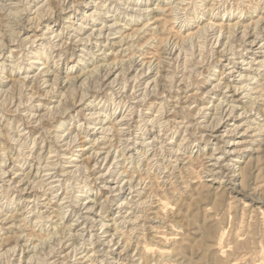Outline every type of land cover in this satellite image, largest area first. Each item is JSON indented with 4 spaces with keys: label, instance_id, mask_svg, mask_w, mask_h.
<instances>
[{
    "label": "clouds",
    "instance_id": "obj_1",
    "mask_svg": "<svg viewBox=\"0 0 264 264\" xmlns=\"http://www.w3.org/2000/svg\"><path fill=\"white\" fill-rule=\"evenodd\" d=\"M221 21L230 37L224 51L216 44ZM150 50L158 55L149 62ZM149 69L145 94L136 80ZM206 77L215 83L202 91ZM218 90V119H235L209 156L207 146H194L216 127L204 122L215 101H199ZM89 97L94 109L84 117L73 112L53 122ZM261 134L264 0H0V264H137L131 252L119 260L110 253L125 240L144 242L149 200L163 189L177 206L157 234L170 225L183 231L204 207L185 185L198 175L219 184L207 193L209 203L218 193L231 195L234 161H221L233 141L225 137L247 135L240 152L264 141ZM108 156L112 176L105 178L107 169L90 175ZM94 185L107 191L99 202L91 199ZM25 191L31 199L17 200ZM185 195L193 212L179 216ZM113 225L115 234L105 232ZM234 247L229 261L244 255L264 264V219L257 215ZM173 248L166 264H194Z\"/></svg>",
    "mask_w": 264,
    "mask_h": 264
},
{
    "label": "rangeland",
    "instance_id": "obj_2",
    "mask_svg": "<svg viewBox=\"0 0 264 264\" xmlns=\"http://www.w3.org/2000/svg\"><path fill=\"white\" fill-rule=\"evenodd\" d=\"M158 19H160L158 17ZM221 35L219 36L216 44L218 51H224L225 45L228 43L230 37L222 34L223 22H220ZM37 33L40 29H35ZM172 31V29H169ZM188 39H192V34L189 33ZM147 38H145L146 40ZM206 39V37H205ZM248 40H252L253 37H247ZM251 47H258V44L251 45ZM158 53L156 50H150L148 57L146 58L149 62ZM183 59L185 63L191 61V57L187 53H183ZM251 55V53H249ZM115 63V58H113ZM228 61L225 59L224 63ZM157 76L159 73L156 74ZM215 73H210V77H214ZM113 76L117 80L120 79L119 71L113 73ZM153 76L152 70L146 76H138L136 83H143L145 94L149 88L152 87V80L148 77ZM112 77L110 76L109 79ZM225 84L228 83V79L225 78ZM215 83V79L209 82L206 77L200 81L199 87L202 91H207L211 87V84ZM127 87V85H125ZM93 95H97L93 93ZM223 96V92L218 90L213 92L211 96L205 97L199 101V105L207 107L208 101H215L214 104L209 108L210 115H205L204 122L208 125L216 124L211 136H204L198 145L194 147L203 149L207 146V155L212 153V145H214L219 136L225 132L230 131V125L235 119L234 116H229L227 119H218L220 112L218 110L219 99ZM63 99V97H61ZM88 99L82 100L78 104H74L72 109L63 117H56L54 123L59 120H68L71 118L73 112H77L80 118L84 117L89 111L94 109L93 104H89ZM83 109L84 111H79ZM240 120H236V123H240ZM94 124L95 121H89ZM243 131V129H241ZM93 135H96L95 133ZM264 136V134H261ZM225 139L232 140L233 143L226 145V150L229 152V156H225L221 162H229L233 160L234 163L232 168L234 169L231 175V183L234 186V191L231 195H225L218 193L212 197L211 203H209V197L207 193L211 192L213 188L219 189V184L209 181L207 184L204 183L203 179L198 175L194 176L189 184L185 185V192L196 191L199 195V202L204 205L202 210L197 209L193 220L189 223V226L183 231L177 233L175 225H170L168 228L159 231L157 230L161 224L166 222L172 214L177 213V206L172 204L162 193L157 194V198L149 200L148 210L149 219L147 221V227L150 229L143 235V243L132 246L131 241H123L124 247L113 249L110 256L113 260H119L125 257L131 252L135 257H139L137 264H152V261H157L158 264H166L169 258L175 254L173 245L176 244L179 247L180 253L183 256L194 259V264H216L217 258L221 261H227V264H257V260L254 257L240 255L234 260H228L230 254L236 251L234 244L237 240L243 242L244 233L246 230H250V226L255 222L257 215L264 219V141L257 140L252 150H245L236 152L235 149L245 147L241 145V141L247 139V135L244 136H226ZM84 147L81 151L85 154V158L90 162L92 161V152L87 147V141H84ZM189 156L191 152L189 151ZM102 155L101 152H97L96 156L99 158ZM199 155V153H198ZM113 157L108 156L104 159L102 165L95 166L92 174H99L102 169H107L105 178L112 176L114 168L112 167ZM198 171V170H197ZM118 178V177H117ZM114 187V185H112ZM91 199L99 202L107 196V191L100 189L99 185H94ZM249 191L252 195H246ZM148 194L151 195L152 190H147ZM33 193L25 191L17 194L16 199L19 200L22 197L31 199ZM121 195H124L121 192ZM255 197V198H253ZM113 196L111 199H116ZM183 199L187 202V207L180 211L179 216H183L185 213H192L191 207L193 198L190 196H183ZM226 202V203H225ZM85 206L90 207L89 201H84ZM99 209H97V212ZM226 215H221V213ZM89 215L95 216L96 213ZM179 218V217H178ZM222 225V227H221ZM105 232L115 234L116 226H110L105 229ZM176 233V234H172ZM160 241V243H152V239ZM264 260V256L260 257Z\"/></svg>",
    "mask_w": 264,
    "mask_h": 264
}]
</instances>
